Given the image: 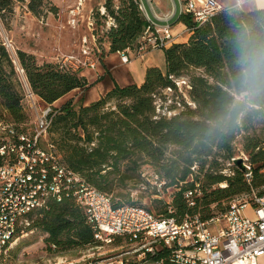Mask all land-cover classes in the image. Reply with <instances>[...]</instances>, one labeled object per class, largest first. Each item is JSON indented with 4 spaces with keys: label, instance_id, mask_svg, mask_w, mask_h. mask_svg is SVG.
Instances as JSON below:
<instances>
[{
    "label": "trees",
    "instance_id": "1",
    "mask_svg": "<svg viewBox=\"0 0 264 264\" xmlns=\"http://www.w3.org/2000/svg\"><path fill=\"white\" fill-rule=\"evenodd\" d=\"M25 1L28 11L39 17L44 0H0V18L12 14L15 3ZM103 8L100 18L112 22L104 36L108 54L137 52L148 25L138 0H104ZM180 19L190 37L186 44L164 49V72L149 68L140 86L114 87L78 110L64 104L48 136L64 165L107 195L113 208L135 206L178 224L195 217L204 223L225 213L233 198L254 190L264 196V128L255 134L256 125L264 124V86L255 96L242 97L238 80L241 41L264 48V10L223 9L201 25L189 15ZM96 25L101 26L99 21ZM16 54L30 90L47 105L89 87L83 77L61 65H38L34 56ZM184 79L190 102H182L183 110L169 118L160 116L157 101L166 91L176 92L177 81ZM21 101L15 66L0 41V105L18 124L25 121ZM239 138L249 158L247 166L232 161ZM226 161H231L230 175L222 174ZM143 167L152 169L162 190L173 189L169 204L150 200L149 207L138 206L129 191L123 192L127 183L146 184ZM35 216L34 220L33 214L28 216V230L47 235L48 249L100 246L83 211L71 199L52 202ZM123 239L137 241L125 237L114 242ZM149 259L173 264L163 247H156Z\"/></svg>",
    "mask_w": 264,
    "mask_h": 264
},
{
    "label": "built area",
    "instance_id": "2",
    "mask_svg": "<svg viewBox=\"0 0 264 264\" xmlns=\"http://www.w3.org/2000/svg\"><path fill=\"white\" fill-rule=\"evenodd\" d=\"M222 10L215 0H186L182 4L183 13L198 25ZM89 27L92 29V24ZM170 30L167 24L158 27L148 23L137 54L164 50L172 40ZM82 55L84 62L76 63L95 69L96 62L88 49H82ZM122 61L129 62L125 56ZM39 102L43 101L27 89L22 105L34 114L30 132L6 112L0 116V264H7L10 249L30 226L28 216L65 199L73 200L83 211L94 238L101 244L128 237L148 246L147 253L156 247L168 249L173 264H258L264 257V196L233 198L225 213L204 223L195 217L178 224L173 218H158L135 206L115 209L107 195L88 186L64 165L48 136L57 110L45 103L39 107ZM210 223L220 227L210 230ZM87 264L123 261L109 258Z\"/></svg>",
    "mask_w": 264,
    "mask_h": 264
},
{
    "label": "rangeland",
    "instance_id": "3",
    "mask_svg": "<svg viewBox=\"0 0 264 264\" xmlns=\"http://www.w3.org/2000/svg\"><path fill=\"white\" fill-rule=\"evenodd\" d=\"M215 1L219 5L224 3L223 0L221 2L219 0ZM84 2L92 4L93 11L91 13L84 10L88 4H85V8L84 6H79L80 0H76V4L75 0H44L43 12L39 17H35L28 11L27 1H25L24 3H15L12 14L6 15L4 19L0 18V41L6 47L15 66L17 83L22 96L21 104L24 100L25 92L30 88L23 71L19 67L17 51L34 56L38 65L44 63L58 64L76 72L79 76L86 73L87 70L94 71L96 69V67L93 70L82 67L76 63V60L84 62L82 49H88L96 63L104 56V36L112 22L110 20L104 22L100 18L102 13L96 10L99 9L97 6L99 0H83L82 4ZM116 2L118 0H114V3ZM225 8L226 6L223 9ZM232 8L238 9L237 6ZM77 9V15H71V11ZM70 21L72 22L70 23ZM89 21L93 23L94 27L92 29L88 26ZM97 21L101 24L100 27L96 25ZM184 81L186 80L177 81V91H166L157 101V112L160 116L169 118L183 110L182 102H190L186 97V88L184 83H182ZM87 85L89 86L88 83ZM95 98V91L92 87H88L81 91H72L53 103L52 107L58 111L64 104L71 103L73 108L78 110L81 106H87L95 102ZM43 103L39 102V107H43ZM22 107L25 114V121L22 124H24L25 130L30 132L33 128L34 114L28 110L24 103ZM4 113L5 111L0 105V116ZM263 125L262 121L256 125L255 134H261L260 130L264 128ZM234 160L246 166L249 160L242 150L240 138L236 141L232 161ZM223 166L222 174L230 175L231 161L224 162ZM142 176L145 179V185L135 187L132 183H127V188L123 191L124 193L130 192L131 201L142 207H149L150 200H159L162 205L171 202L174 193L173 189L162 190V184H159L152 169L143 167ZM256 193L254 190L247 195L252 196L256 195ZM246 213L247 215H252L251 211H246ZM35 218L34 214L32 219L34 220ZM28 223L29 225L31 224L29 221ZM219 227L220 225L213 226L211 223L207 226L210 230H216ZM28 228L23 231V236H19L17 243L10 249V259L7 264H87L109 258L113 262L122 260L123 264H160L149 259L152 253H147L145 250L148 246L143 247L137 242L128 243L123 239L121 241H113L110 244L99 243L100 246L95 248L87 247L56 251L54 248L48 249L45 245L44 241L47 235L40 230H28ZM258 264H264V257L258 260Z\"/></svg>",
    "mask_w": 264,
    "mask_h": 264
},
{
    "label": "crops",
    "instance_id": "4",
    "mask_svg": "<svg viewBox=\"0 0 264 264\" xmlns=\"http://www.w3.org/2000/svg\"><path fill=\"white\" fill-rule=\"evenodd\" d=\"M138 2L141 13L147 23L158 27L166 24L170 26L172 40L165 49L175 44H186L188 42L190 33L180 19L182 15H186L182 11L184 0H138ZM223 2L225 4L222 3L220 6L223 8L226 6L227 9L237 6L239 10L244 12L264 10V0H223ZM82 3L83 0H80L79 6H84V8L85 4H88L86 2ZM103 4V0H99L97 4L99 9L96 10H99L100 13H104ZM84 10L91 13L93 11L92 4H88ZM77 11L78 9L71 11V15H77ZM72 21L75 22L74 20ZM91 24L93 28V23L89 21L88 26ZM108 51L109 45L104 41V56L97 61L96 69L94 71L87 70L86 73L81 75L89 84V88L92 87L95 91L96 98L94 101H98L114 87H125L132 84L140 86L144 81L145 72L149 68H158L162 72L166 69L164 50L149 49L140 54L135 51L108 54ZM122 56H125L129 62L124 63ZM81 90L83 89L75 91Z\"/></svg>",
    "mask_w": 264,
    "mask_h": 264
},
{
    "label": "clouds",
    "instance_id": "5",
    "mask_svg": "<svg viewBox=\"0 0 264 264\" xmlns=\"http://www.w3.org/2000/svg\"><path fill=\"white\" fill-rule=\"evenodd\" d=\"M241 96H255L264 86V48L249 47L246 41L239 46Z\"/></svg>",
    "mask_w": 264,
    "mask_h": 264
},
{
    "label": "water",
    "instance_id": "6",
    "mask_svg": "<svg viewBox=\"0 0 264 264\" xmlns=\"http://www.w3.org/2000/svg\"><path fill=\"white\" fill-rule=\"evenodd\" d=\"M239 163H241V162H239Z\"/></svg>",
    "mask_w": 264,
    "mask_h": 264
}]
</instances>
